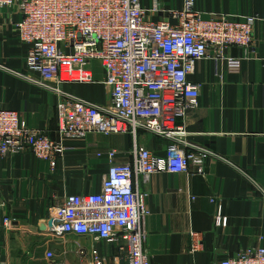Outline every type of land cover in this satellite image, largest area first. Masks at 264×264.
<instances>
[{
	"label": "crops",
	"instance_id": "obj_1",
	"mask_svg": "<svg viewBox=\"0 0 264 264\" xmlns=\"http://www.w3.org/2000/svg\"><path fill=\"white\" fill-rule=\"evenodd\" d=\"M141 5L148 20L177 24L170 11L182 10L184 0H141ZM155 7L158 12L151 11ZM195 8L205 18L264 16V0H196ZM19 20L17 7L0 11V109L19 113L32 129L59 140L62 104L107 106L111 96L99 67L98 83H64L54 90L30 81L29 47L15 31ZM215 57L198 61L189 76L200 87L199 106L181 139L187 149L208 153L203 172L193 167L189 174L138 179L140 192L148 195L145 249L153 264H216L264 246V22L256 23L250 52L227 51V57L243 59L240 68ZM135 144L162 157L173 141L142 130L136 138L92 133L66 140L70 150L55 169L30 152L0 157V264H50V252L55 264H89L78 257L79 249L116 253L114 244L55 238L41 226L67 196L99 193L110 167L108 153L115 150L116 161L126 162ZM219 208L226 226L216 225Z\"/></svg>",
	"mask_w": 264,
	"mask_h": 264
},
{
	"label": "built area",
	"instance_id": "obj_2",
	"mask_svg": "<svg viewBox=\"0 0 264 264\" xmlns=\"http://www.w3.org/2000/svg\"><path fill=\"white\" fill-rule=\"evenodd\" d=\"M195 6L196 0H184L182 10L170 11L177 20L172 24L148 20L141 0H0V11L18 9L15 31L29 47L30 81L54 90L64 83H98L99 67L111 96L107 106L81 100L62 104L59 140L32 129L19 113L0 109V157L30 152L55 169L70 150L66 140L92 133L136 138L142 130L173 141L162 157L135 144L130 159L117 162V151H110L101 191L67 196L51 213L53 237L115 245L114 254H102L95 247L79 249L83 262L153 264L145 249L148 195L140 192L138 179L189 174L193 167L203 172L208 153L189 150L181 140L189 114L199 106L200 87L190 83L189 76L196 63L212 53L228 67L240 68L243 59L227 57V51L250 52L256 23L264 22V16L205 18ZM151 11L158 12L159 7ZM215 221L217 226L228 223L221 208ZM47 259L55 264L53 252ZM216 264H264V246Z\"/></svg>",
	"mask_w": 264,
	"mask_h": 264
},
{
	"label": "water",
	"instance_id": "obj_3",
	"mask_svg": "<svg viewBox=\"0 0 264 264\" xmlns=\"http://www.w3.org/2000/svg\"><path fill=\"white\" fill-rule=\"evenodd\" d=\"M48 89V88H47ZM49 227V230L51 231V233L53 232V222L52 221H49L47 225H43L41 226V229L43 231H46L47 230V227Z\"/></svg>",
	"mask_w": 264,
	"mask_h": 264
},
{
	"label": "rangeland",
	"instance_id": "obj_4",
	"mask_svg": "<svg viewBox=\"0 0 264 264\" xmlns=\"http://www.w3.org/2000/svg\"><path fill=\"white\" fill-rule=\"evenodd\" d=\"M70 252H71V255H73L74 249H72Z\"/></svg>",
	"mask_w": 264,
	"mask_h": 264
}]
</instances>
